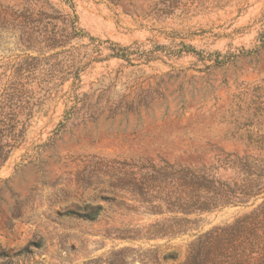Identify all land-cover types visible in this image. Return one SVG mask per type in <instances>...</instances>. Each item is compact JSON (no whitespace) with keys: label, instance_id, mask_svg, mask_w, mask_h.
<instances>
[{"label":"rangeland","instance_id":"1","mask_svg":"<svg viewBox=\"0 0 264 264\" xmlns=\"http://www.w3.org/2000/svg\"><path fill=\"white\" fill-rule=\"evenodd\" d=\"M0 264H264V0H0Z\"/></svg>","mask_w":264,"mask_h":264}]
</instances>
